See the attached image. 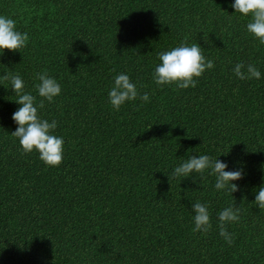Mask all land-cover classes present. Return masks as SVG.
<instances>
[{"label":"trees","instance_id":"16d2710c","mask_svg":"<svg viewBox=\"0 0 264 264\" xmlns=\"http://www.w3.org/2000/svg\"><path fill=\"white\" fill-rule=\"evenodd\" d=\"M232 0H0V15L27 32L26 46L0 56L36 97L46 71L59 96L38 109L55 119L63 157L46 166L10 134L18 108L0 80V264H264V44L245 30L249 17ZM233 13V14H232ZM197 43L214 67L195 87L157 86L158 53ZM236 63L259 80H238ZM126 73L148 102L107 101L113 78ZM242 167L237 190H214V176H173L189 155ZM179 158V159H178ZM206 203L211 228L192 231L194 202ZM239 206L217 232V215Z\"/></svg>","mask_w":264,"mask_h":264},{"label":"clouds","instance_id":"9594fccd","mask_svg":"<svg viewBox=\"0 0 264 264\" xmlns=\"http://www.w3.org/2000/svg\"><path fill=\"white\" fill-rule=\"evenodd\" d=\"M230 7L233 13L249 17L245 30L260 44H264V0H232ZM232 13V14H233ZM29 39L27 32H21L16 28V21L12 18L0 15V56L8 52H18L26 46ZM159 63L152 72V80L157 86L174 84L179 89L195 87L197 79L206 70H211L214 65L211 59H206L202 54V48L195 42L191 45L183 41L176 47L158 53ZM232 73L238 80H259L260 71L252 64L236 63L232 67ZM0 80H8L12 93L17 99L14 101L18 108L12 113L11 120L16 125L10 134L17 138L18 144L24 153L35 151L38 158L50 167L58 166L63 157L62 136L54 134L57 127L55 119H45L38 114V109L43 107L45 101L51 103L60 95L61 86L56 79L49 76L46 71L36 74L38 83L34 85L36 96L42 98L36 102L30 92L24 91V81L18 74L11 71L0 75ZM139 100L149 101V94L138 93L137 84L130 80L126 73H118L114 76L112 84L107 92L108 104L113 110L118 111L125 102ZM179 159V158H178ZM214 176V190L221 192L231 189V193L237 190L234 183L245 175L242 167L228 170V164L216 158H210L206 154L189 155L186 160L173 168L172 175L187 178L192 174H204ZM252 203L258 209L264 208V183L255 189ZM192 209V231L207 233L211 228L210 213L206 203L199 201L191 204ZM240 218L239 206L229 205L219 211L217 215V232L223 241L231 245L232 234L227 231L226 226L237 222Z\"/></svg>","mask_w":264,"mask_h":264}]
</instances>
